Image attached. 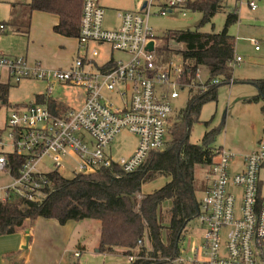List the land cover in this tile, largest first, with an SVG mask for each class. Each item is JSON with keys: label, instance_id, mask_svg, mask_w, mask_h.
Instances as JSON below:
<instances>
[{"label": "built area", "instance_id": "2783aa9c", "mask_svg": "<svg viewBox=\"0 0 264 264\" xmlns=\"http://www.w3.org/2000/svg\"><path fill=\"white\" fill-rule=\"evenodd\" d=\"M150 2L145 11H117L118 24L106 28L99 0H82L76 39L84 52L76 53L67 68L49 69L22 56L0 55V68L13 81L34 79L45 84L44 101L17 105L0 130L1 135L7 129L11 146L10 152L0 151V170L12 177L0 186L3 200L13 191L28 201H40L49 184L46 174L61 175L67 165L72 177L112 165L124 173L139 169L150 152L164 148L172 103L180 92L204 91L221 82L219 77L202 79L199 69L185 82L180 63L173 59L156 63L158 39L148 24ZM185 2L170 0L167 7ZM248 6L254 9L256 4L251 0ZM159 13L165 15V8ZM5 30L0 22V35ZM149 42L152 49L147 48ZM102 55L105 59L98 61ZM239 61L240 56H234V62ZM231 82L230 78L227 83ZM56 85L81 90L61 111L50 96ZM121 132L135 136L137 145L130 155L114 159L110 144ZM8 153L18 156L17 176L11 175ZM215 153L204 175L206 188L198 198L196 220L204 230L202 240L188 244V255L178 247V254L165 258L166 264H264V195L259 180L264 140L246 154L223 147ZM44 157L50 160V169H42ZM133 259L127 256L129 262Z\"/></svg>", "mask_w": 264, "mask_h": 264}, {"label": "trees", "instance_id": "16d2710c", "mask_svg": "<svg viewBox=\"0 0 264 264\" xmlns=\"http://www.w3.org/2000/svg\"><path fill=\"white\" fill-rule=\"evenodd\" d=\"M225 1L186 0L183 8L200 12L199 25H202L225 6ZM81 4L82 0L12 3L13 8L20 9L19 12L24 10L18 25L22 28L13 29L26 34L30 13L36 10L57 16L58 21L53 26L55 33L76 37ZM225 14L224 27L219 33L201 32L196 28L166 30L156 35V63L165 64L179 57L181 78L185 82L191 81L200 67L207 71L208 79L219 77L223 83L232 79L234 42L227 33V27L237 20L238 15L235 8L226 10ZM178 43H182L184 48L177 49L175 45ZM247 82L255 85L258 92L249 100L257 102L261 97L264 99V79ZM219 84L204 91H188L185 107L175 113L168 129L169 139L164 148L150 152L139 169L124 173L112 165L71 178L49 172L46 174L49 184L43 188L44 196L40 201H28L13 191L9 192L6 199L0 200V235L27 228L39 217L54 219L61 225L70 220L91 219L99 223L100 252L113 253L119 248L125 255L134 256L128 264H166L165 258L178 254L183 232L188 222L198 214L196 193H202L206 188V183L197 180L196 172L197 168H205V172L213 161L217 148L213 143L218 128L209 127L199 144L190 143L189 134L193 124L199 120L202 105L216 98ZM9 87V83L0 82L1 105L9 106ZM39 97L35 102L44 101ZM7 159L11 175L17 176L18 156L8 153ZM158 176L168 180L160 188L141 194V186ZM165 200L170 202V207L164 224L160 206Z\"/></svg>", "mask_w": 264, "mask_h": 264}, {"label": "rangeland", "instance_id": "374dc122", "mask_svg": "<svg viewBox=\"0 0 264 264\" xmlns=\"http://www.w3.org/2000/svg\"><path fill=\"white\" fill-rule=\"evenodd\" d=\"M13 1H21L27 3L29 0H0V22L10 23V17L14 16V12L18 13L20 9L13 8ZM139 1V0H138ZM164 0H153V5L149 8L148 24L153 29L156 35H161L166 30L175 29H198L206 33H219L225 22V11L236 9L238 15L237 20L227 27V33L233 37L234 56H240L241 61L232 64V81L231 83H222V80L217 88L216 98L205 102L199 113L198 122L194 123L189 134V141L193 144L201 143L204 132L209 127L218 128V132L214 138V145L217 148L223 147L231 152L242 155L249 153L257 148V143L264 140V110L263 98L254 102L249 100L252 96L258 95L255 85L247 82L254 79H264V0H252L256 7L251 9L248 2L251 0H226L225 6L216 12L209 22L199 25L201 13L198 11L188 10L185 8H174L171 12L165 15L158 14L162 9L160 3ZM20 3V2H16ZM105 6L114 9L134 8L136 0H101ZM24 10L22 9L21 13ZM184 13V14H183ZM117 22L115 11L106 10L103 16V25L106 28H111ZM6 32L0 37V50L9 55H20L26 44V35L14 31L13 27L8 25ZM257 46L255 49L254 46ZM177 49H183L184 45L178 43ZM45 59H50V62L56 61L59 58L63 59L62 52H57L54 49L47 48L44 53ZM74 58V57H73ZM41 65L47 66L41 59ZM179 62V57L176 59ZM202 79H208L207 71L200 67ZM0 80L6 81L5 71L0 68ZM10 87L7 93L9 106L0 104V119L10 115L17 105L30 102L37 93H45V84L39 80L23 79L19 82L10 80ZM81 93L79 88L72 86L56 85L50 92V96L56 98L65 104L73 103ZM188 95L185 91L180 92V95L173 101L174 107L171 116L170 125L174 121V115L177 111L183 109L186 105ZM32 102V101H31ZM208 123V126H207ZM8 131L3 130L0 138L3 147H0L1 152H10V140L7 135ZM169 137L167 138V140ZM136 139L133 135L127 132H121L116 135L111 143V154L114 159L125 157L130 154L135 146ZM165 146V145H164ZM50 160L47 157L43 158L42 169H50ZM205 168H197L196 176L200 183H205L204 172ZM60 173L65 178H71V168L67 165V169L60 170ZM168 178L158 176L155 179L144 183L141 186V193H150L160 188ZM259 180L261 181L262 195H264V166L260 168ZM11 182L10 174L7 171L0 170V186ZM201 196L200 192L196 193V197ZM4 197V191L0 190V199ZM170 207V202L165 200L160 206V212L163 216L164 224L166 223V213ZM91 219L75 221L80 224L82 237L86 245L84 250H78L72 245L70 253L66 256L50 255L52 264H128L127 255L122 252L104 253L95 252L96 234L93 231L85 229L86 223H91ZM95 221V220H94ZM96 223V222H95ZM96 227V225H94ZM93 227V226H92ZM203 227L198 224L196 217L188 222L185 231L182 235V240L179 241V249H188V244L197 241L201 242L203 237ZM73 251H77L79 255H73ZM186 255L190 254L186 251Z\"/></svg>", "mask_w": 264, "mask_h": 264}, {"label": "crops", "instance_id": "0c3cea01", "mask_svg": "<svg viewBox=\"0 0 264 264\" xmlns=\"http://www.w3.org/2000/svg\"><path fill=\"white\" fill-rule=\"evenodd\" d=\"M144 1H145V5L143 6ZM169 1L170 0H164L162 3H160L161 8L162 9L165 8L166 13L171 12L174 8L180 9L184 7V5H179V6L175 5L173 7H167V4ZM13 2L14 3L16 2L24 3L21 1H13ZM136 2L137 3L135 4L134 8L114 9L112 7L109 8V6L107 7L103 5L101 3V0H99L100 5L104 9V13L106 10H111V9L112 11H115V13H117V11H120V10L145 11L147 0H139V1L136 0ZM152 5H153V0H151L149 8ZM20 14L21 12L18 11V13L14 12L13 17L9 16L10 23L8 24L7 22L1 21L2 23H5L7 25L6 30L9 27L8 25L12 26L13 28L19 27L18 26L20 23L19 20L21 19ZM57 21H58V18L55 14L43 12V11H36V10L32 11L30 13L29 27H28L27 33L25 34L26 44H25L22 54L12 56L0 50V55L8 56V57L22 56L29 63L38 61L41 64L42 63L41 59H43V61L46 63L47 66H44L43 64L42 66L45 68H49V69L67 68L71 64V61L73 57L76 55V53L80 52V54H82L84 51L83 49L79 48L76 37H66V36L57 34L53 31V26L57 23ZM117 24H118V20L116 24L113 25L112 27H115ZM19 28H22V27H19ZM6 30L2 32L1 35L4 34ZM47 48L54 49L56 53L62 52V56L64 60L59 58L56 61L50 62L51 61L50 59H45L44 53ZM104 59L105 58L102 55L97 60L103 61ZM176 59L177 58L173 60L176 61ZM4 71H5L6 81L2 82L0 80V82L9 83L10 80L12 79L8 76V73L5 69ZM43 94H44V91L42 93L35 94L31 101L32 102L37 101L38 100L37 96L40 99L39 96L42 97ZM52 100H53V105L55 106L57 110L61 111L62 108H65V104L62 103L61 101L53 97H52ZM46 103L48 104V102ZM4 122H5V117H2L0 119V130L3 128ZM135 139H136V143H135V146L132 152L134 151L137 145V138L135 137ZM110 150H111V146H110ZM11 180H12V177H11ZM1 186H4V185H1ZM260 188H261V181H260ZM141 194H147V193H141ZM0 200H3V199H0ZM75 223H76L75 221L70 220V221H67L65 224L61 225L54 219H51V218L47 219V218L39 217L27 228L20 229L11 234L0 235V264H52L49 258L50 255L52 254L57 255L59 259L61 256L67 257V254L71 252L70 249L72 248V245H74L75 248L78 250H84L86 245L83 242L84 239H81L83 235L81 226L80 224L77 225ZM84 224H86L85 229H88V231L90 232L93 231L94 234H96V242L94 243L96 245L95 252H100L98 250L99 223L96 220L95 221L93 220L92 224L86 223V222ZM94 225H96V227ZM76 252L77 251H73V255ZM115 252H122V254H124L123 249H119V248H117Z\"/></svg>", "mask_w": 264, "mask_h": 264}, {"label": "water", "instance_id": "95a60500", "mask_svg": "<svg viewBox=\"0 0 264 264\" xmlns=\"http://www.w3.org/2000/svg\"><path fill=\"white\" fill-rule=\"evenodd\" d=\"M144 5H145V1H144V3H143V6H144ZM143 6H142V7H143ZM147 48H148V49H152V43H151V42H149V43L147 44Z\"/></svg>", "mask_w": 264, "mask_h": 264}]
</instances>
